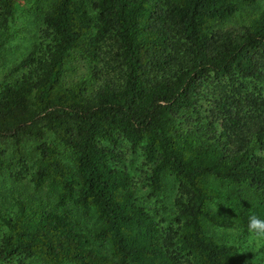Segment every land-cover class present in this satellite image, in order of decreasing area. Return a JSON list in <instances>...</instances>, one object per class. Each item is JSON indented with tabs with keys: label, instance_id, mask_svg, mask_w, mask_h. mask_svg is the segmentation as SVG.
I'll return each mask as SVG.
<instances>
[{
	"label": "trees",
	"instance_id": "1",
	"mask_svg": "<svg viewBox=\"0 0 264 264\" xmlns=\"http://www.w3.org/2000/svg\"><path fill=\"white\" fill-rule=\"evenodd\" d=\"M252 1L52 0L0 82V139L18 153L35 139L30 181L54 201L0 213V261L260 264L211 233L264 219V11L220 26ZM0 7L4 27L14 0ZM76 58L84 72L67 80ZM121 139L151 164L153 191L163 173L177 182L175 226L133 198ZM68 203L98 222L90 238Z\"/></svg>",
	"mask_w": 264,
	"mask_h": 264
},
{
	"label": "rangeland",
	"instance_id": "2",
	"mask_svg": "<svg viewBox=\"0 0 264 264\" xmlns=\"http://www.w3.org/2000/svg\"><path fill=\"white\" fill-rule=\"evenodd\" d=\"M51 2L52 0H14L13 16L11 19L7 18L4 27H0V82L15 75L9 74L11 66L32 49L33 44L38 42L37 36L42 25V16L49 9ZM87 5L93 13L94 10L89 2ZM261 10L264 11V0H253L251 3L240 4L238 10L222 21L220 26L230 27L244 23ZM86 63V60L73 59L69 64L71 69L66 73L67 80L79 77L84 72L83 66ZM249 85L254 86L255 84L252 82ZM256 87L264 95V82L256 84ZM35 144L36 141L32 137L23 140L18 153L9 139H0V159L9 162V170L0 173V213L2 214H13L16 210L17 199L28 205L52 207L53 193L46 187L34 189L30 181L38 159ZM119 149L122 157L118 165L129 172L135 201L153 215L160 228L175 226L174 198L177 192V182L169 173H163L161 188L153 191L149 178L151 164L145 161L140 147L131 149L128 143L121 139ZM65 156L68 158L67 153ZM67 207L71 209L73 219L90 238L98 225L94 216L92 214L82 215L70 203ZM211 233L218 239L238 245L243 253L253 256L254 259L260 261V264H264V255L261 252L264 249V240H255L248 231L244 232L238 228L213 227ZM15 258L0 261V264H45L36 258H23V262Z\"/></svg>",
	"mask_w": 264,
	"mask_h": 264
},
{
	"label": "clouds",
	"instance_id": "3",
	"mask_svg": "<svg viewBox=\"0 0 264 264\" xmlns=\"http://www.w3.org/2000/svg\"><path fill=\"white\" fill-rule=\"evenodd\" d=\"M248 232L255 240H264V219L257 215H251L248 218Z\"/></svg>",
	"mask_w": 264,
	"mask_h": 264
}]
</instances>
